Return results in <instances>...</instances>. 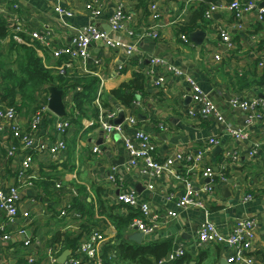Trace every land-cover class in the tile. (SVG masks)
Listing matches in <instances>:
<instances>
[{"label":"crops","instance_id":"1","mask_svg":"<svg viewBox=\"0 0 264 264\" xmlns=\"http://www.w3.org/2000/svg\"><path fill=\"white\" fill-rule=\"evenodd\" d=\"M203 1L0 0V14L8 17L11 31L22 28L21 32L26 33L29 41L39 47L38 53L45 65L56 71L55 67L69 58H55L53 49L71 43L76 28H81L74 25L75 17L89 18L102 30L111 32L110 17L123 8L129 18L124 29L112 33L115 38L135 45L147 59L150 56L142 48H151L148 42H156L154 56L169 57L186 72L195 75L201 84L205 80L209 82L212 86L210 95L225 110L227 120L235 127L243 126L247 114L231 109L226 102L232 96L262 99L264 86L256 82L264 75V20L259 19L258 11L247 12L239 19L230 9L220 8L198 29L207 33L203 44L197 45L191 39L187 44L180 35L189 36L191 32L180 33L178 25L186 22L192 9ZM240 1H251L258 7L264 3V0ZM91 2L102 6V14L97 18L91 17L86 9ZM58 5L71 10L73 16L60 15L55 10ZM153 27H157L160 39L154 40L147 35ZM36 31H52L49 47L31 40L29 34ZM222 32L232 35L236 49L229 54L231 58L217 64L206 48L216 45ZM11 42L12 36H8L0 44L3 56L9 53ZM89 50L91 58L86 63L72 60L66 73L60 74L63 77L58 76L61 85L67 87L64 102L72 126L60 135L54 128L57 115L53 113V116L43 118L36 134L35 149L63 139L67 144L66 151L60 156H52L36 150L32 168L27 171L22 167V158L9 157L0 143V186L4 190L17 186L20 194L16 217L11 219L0 209V229L9 236L8 241L0 242V264H60L56 260L65 250H71L70 256L74 255L77 245L95 230L103 233L107 242H118L120 233L128 229L132 214L127 207L117 203L119 189L110 181V176L121 181L122 188L134 190L151 202L159 219L154 241L170 240L172 247L186 245L185 258L178 264H247L229 262L231 252L225 246H195L196 228L204 221L230 230L247 217L256 219L255 264H264V110L258 109L263 118L254 130L248 129L249 138L238 141L226 134L214 118L203 119L188 114L191 99L187 97L189 86L185 79L165 74V81L156 85L157 76L164 73L161 70L146 75L150 66L146 61L142 64L135 58L128 63L124 51L112 49L102 41L93 43ZM138 71L147 76V81L144 92H138L132 106L127 108L116 98L112 100L113 105L105 106L103 101L110 92L134 80ZM92 76L97 77L93 86L94 101L93 95L90 99L84 96L78 99V94L84 92V85L78 84L77 80ZM77 102H81V110ZM35 107L27 103L18 106L19 123L23 127L29 125ZM120 109L126 114L122 124L126 133L134 134L138 128L144 130L156 144L159 160L182 154L185 156L182 164L176 168L168 167L160 177H151L143 173V169L131 167L121 135H107L100 124V117L107 111L117 110L119 114ZM131 117L135 118V123H131ZM6 134L10 143L19 145V140L7 130ZM213 137L218 140L216 145L209 144ZM95 147H100L102 152L95 153ZM254 150H257L256 154L251 155ZM200 153L203 155L201 163L196 160ZM121 157L125 158L124 164L114 165ZM205 166L216 172L225 169L227 178V181L218 178L219 185L210 196L205 191L208 184L203 175ZM186 181L193 182L195 190L208 205L207 211L179 208L176 200L168 198L171 192L176 197L185 193ZM55 182L61 187L57 188ZM249 193L254 200L246 202L243 197ZM68 203L84 213L81 219L74 217L72 209L68 216L61 215ZM170 211L177 212L178 218L171 217ZM25 212L30 214L29 217L24 215ZM116 217L120 221L116 222ZM132 233L128 231V236ZM145 239L143 243L147 242ZM108 248L105 246L103 253L110 255ZM31 258L34 262H30Z\"/></svg>","mask_w":264,"mask_h":264},{"label":"built area","instance_id":"2","mask_svg":"<svg viewBox=\"0 0 264 264\" xmlns=\"http://www.w3.org/2000/svg\"><path fill=\"white\" fill-rule=\"evenodd\" d=\"M218 0L213 3L206 11V18L210 21L213 18L214 13L220 8L230 9L235 12L236 16L240 19L243 14L250 11H258L259 19L264 20V7H258L256 3L248 1L243 2L240 0ZM86 9L91 17L97 18L102 14V6L97 5L95 2L88 3ZM56 12L65 17H72L73 12L65 9L60 5L56 6ZM155 18L158 16L155 14ZM129 18V15L123 8H119L118 11L110 17L111 32H106L96 25H89L84 28H76V32L72 37L71 43L53 49V55L57 59H61L63 56H67L69 61H63L61 65L55 67L58 74H65L72 64V60H82L87 62L90 56V46L93 43L99 41L104 42L108 47L112 49L124 51V56L128 63L132 59H137L142 64L146 61L147 56L140 52L135 45H130L117 39L113 36V32H120L125 28L124 23ZM17 31H22L19 28ZM132 34V32H129ZM33 40H37L42 44L50 46L49 40L52 35V31H46L40 33L38 31L29 34ZM147 35L156 40L160 39V34L157 27H153L152 31ZM180 38L190 44V38L188 34H181ZM15 39L19 42H24L19 36ZM235 43L232 35L229 32H222L218 42L214 46H209L206 50L211 54L215 63L222 64L228 57L231 51L235 50ZM147 75H154L163 71V76H157L156 85H160L165 81V74L172 75L179 79H185L187 82L188 91L187 97L191 98V105L188 109V114L193 117L199 118H214L217 125L222 126L226 134L235 138L238 141H246L249 138V131L254 130V127L259 123L262 118V112L258 109L264 110V99H252L247 98V102L243 101L239 96H232L226 102V104L233 110H239L247 114L245 123L243 126L235 127L230 123L226 116L225 110L222 106L216 102V100L210 95L206 94L202 88V84L196 78L195 75L186 72L181 66L173 62L166 56H151ZM100 61V60H99ZM98 63V61H96ZM160 69V70H159ZM46 94L41 95L38 99V107L32 113L29 125L23 127L19 123V111L13 105H4L0 101V143L7 150V154L12 158H22V167L24 170H30L35 160L36 150L41 152H47L52 156L62 155L66 149L67 144L63 139H60L54 144L41 145L40 149H35V139L40 124L46 116H53V112L48 106L49 97L45 101ZM100 101L99 99L97 100ZM117 110H109L105 116L100 117V124L107 135L118 133L122 137L123 148L127 154L128 164L131 167H139L143 169V173L151 177H160L168 167H178L185 160V156L178 154L172 157L166 158L161 161L157 157V146L154 143L151 135L144 130L138 128L134 134H128L125 131L123 125H113L111 122L117 117ZM57 119L54 123V128L60 135H64L68 129L72 126L70 119L61 118L56 116ZM131 123H135V118H130ZM162 128H165L162 126ZM6 130L8 134L19 140V145L10 143L6 138ZM218 140L213 137L209 140L210 145H216ZM95 153H101L100 147L94 148ZM257 150L251 152V155L256 154ZM196 160L201 163L203 155L200 153ZM226 161V160H225ZM228 162V161H227ZM204 177L210 178V183L207 184L205 191L207 195H213L218 187V179L221 181H227L225 176V169L221 172H216L210 166H205L203 171ZM110 181L114 183L119 193L117 196V203L128 206L139 211V215L135 217L129 226L130 232H140L144 234V239L148 241L155 240L156 229L158 228L159 219L156 213H154L151 202L145 197L141 196L134 190H127L122 188V182L116 177L110 176ZM186 191L182 195L176 197L174 193H169L168 198L176 200L177 206L183 209H201L207 211L208 205L202 197L195 190L192 181H186ZM61 187L60 184H57ZM152 189L153 185H149ZM244 201L254 200V196L249 193L244 197ZM19 201L20 194L17 186L11 187L8 190L2 189L0 186V209L7 212L9 218L13 219L19 214ZM127 207V208H128ZM71 203H68L66 208L61 211L62 216H68L69 210L73 209ZM74 217L81 219V213L74 211ZM24 215L29 217V213L25 212ZM169 215L173 218H178V213L170 211ZM150 238L149 240H147ZM256 238V219L244 218L237 222L230 230L227 228L220 229L214 223L210 221H204L196 228V240L195 246L201 247L205 245H220L225 246L230 250L231 255L228 257L229 262H245L247 264H255V258L253 256L254 241ZM9 236L0 229V242L8 241ZM106 236L95 230L91 231L89 235L80 242L75 254L70 256L65 264H103L101 257L102 248L106 243ZM187 252V247L184 244L173 246L172 250L166 257L155 264H176L182 259ZM55 260V259H54ZM30 262H34V258L30 259Z\"/></svg>","mask_w":264,"mask_h":264},{"label":"trees","instance_id":"3","mask_svg":"<svg viewBox=\"0 0 264 264\" xmlns=\"http://www.w3.org/2000/svg\"><path fill=\"white\" fill-rule=\"evenodd\" d=\"M217 1L218 0H204L198 7L192 9L189 19L178 25V31L180 33H190L197 31L202 25H206V23L209 22L206 18V11ZM25 34L26 33L17 30L11 31L8 17L4 16V14H0V44L8 36H12L9 53L3 56L0 49V101L4 105H13L17 109L19 105L25 103L36 105L35 109H37L38 99L41 95L46 94L45 101H47L49 97L48 87L50 85H56L62 90L67 89V87L65 84L61 85L58 78V76L60 78L63 76L45 65L42 57H40L38 53L39 47L32 44ZM16 36L21 37L24 42L17 41L15 39ZM146 75L142 73V71H138L134 80L124 83L119 88L112 90L110 95L103 101L104 105H113L112 100L116 98L122 102L125 107H131L132 103L139 95L138 92L141 94L144 92L147 81ZM96 78L92 76L77 80L78 84L84 85V92L78 94V99L80 96H84L85 99L92 98L91 95H93V86L97 81ZM256 83L264 86V75L261 76ZM94 98L93 95V101ZM77 105L79 110H81V102H77ZM217 179L218 178H216V180ZM57 184L60 183L55 182V186L60 188ZM123 206L128 207L126 205ZM76 209L73 208L72 210L81 213V215L84 214L82 211ZM127 209L132 214L130 216L131 223L140 213L133 208L128 207ZM115 219L116 222L120 221L118 217ZM130 223L128 229L120 233L121 235L119 236L118 242L113 244L112 241H106L107 243L104 244V247H109L107 251L111 250V254L109 255L107 252L103 253L104 247L102 248L101 257L103 264H155L156 260L160 261L172 250L173 247L170 240L159 242L152 240L143 244H136L132 240H129L128 231ZM79 244L77 245L78 247ZM78 247L76 249H78ZM183 258H185V256ZM54 259L55 258H53V261ZM152 259H154V261ZM182 259H180V261ZM178 262L176 264H178Z\"/></svg>","mask_w":264,"mask_h":264},{"label":"water","instance_id":"4","mask_svg":"<svg viewBox=\"0 0 264 264\" xmlns=\"http://www.w3.org/2000/svg\"><path fill=\"white\" fill-rule=\"evenodd\" d=\"M261 7H264V3L261 4ZM73 23L76 27H81V28L88 27L89 25H96L95 22L90 21L89 18H84V17H75ZM206 37H207V33L204 30L194 31L189 34V38L197 45H202ZM156 45H157L156 42H148V46H151V48L146 47L145 49L142 48V50L146 51V53L151 57L154 53V47ZM149 62L150 60L147 59L146 63ZM202 88L206 94H209L212 91V86L206 80L202 82ZM48 92H49L48 106L50 110L61 118L67 117L68 113L64 102L65 91L60 89L56 85H50L48 87ZM260 96L264 98V95L261 94ZM189 99L191 98L189 97ZM125 120H126L125 111L123 109H120L118 116L111 122V124L121 125L125 122ZM124 162H125V158L121 157V159L114 161V165L118 166L124 164ZM206 182L210 183V178H207ZM128 239L135 241L138 244H142L144 242V234L140 232H134L128 236ZM71 254H72L71 250H65L60 255L57 261L60 264H65V262L67 261L68 257Z\"/></svg>","mask_w":264,"mask_h":264},{"label":"rangeland","instance_id":"5","mask_svg":"<svg viewBox=\"0 0 264 264\" xmlns=\"http://www.w3.org/2000/svg\"><path fill=\"white\" fill-rule=\"evenodd\" d=\"M210 93H211V92H210ZM210 93H209V94H210ZM259 93H260V92H259ZM262 95H264V94L262 93ZM188 97H190V96H188ZM247 97H248V96L245 95L244 97H242V100L247 102V101H248V100H247ZM260 98H263V97L260 96ZM263 99H264V98H263ZM262 118H263V115H262Z\"/></svg>","mask_w":264,"mask_h":264}]
</instances>
